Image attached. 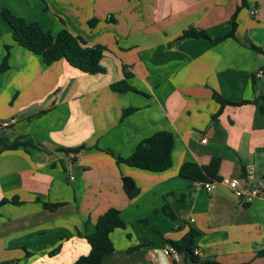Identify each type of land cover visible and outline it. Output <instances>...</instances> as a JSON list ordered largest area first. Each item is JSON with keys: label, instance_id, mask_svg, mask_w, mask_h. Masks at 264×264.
Wrapping results in <instances>:
<instances>
[{"label": "crops", "instance_id": "1", "mask_svg": "<svg viewBox=\"0 0 264 264\" xmlns=\"http://www.w3.org/2000/svg\"><path fill=\"white\" fill-rule=\"evenodd\" d=\"M4 9L105 46L106 72L47 64L14 40ZM190 28L210 38L179 40ZM8 51L0 120L15 119L7 132L32 144L0 153V264H73L110 208L126 226L112 231L102 264H187L164 248L191 228L202 259L264 264V0H0V64ZM125 71L135 91L113 90ZM215 93L250 103L221 107ZM161 130L175 137L169 169L117 162ZM213 160L219 180L251 167L261 195L242 203L221 182L209 192L180 174Z\"/></svg>", "mask_w": 264, "mask_h": 264}, {"label": "trees", "instance_id": "2", "mask_svg": "<svg viewBox=\"0 0 264 264\" xmlns=\"http://www.w3.org/2000/svg\"><path fill=\"white\" fill-rule=\"evenodd\" d=\"M3 18L9 23L13 31L14 40L28 50L40 54L47 64L55 61L66 60L72 66L89 74L105 73L106 67L103 64L106 47L103 45L89 46L85 40L74 35L67 27H63L57 34L45 31L38 22H27L24 18L13 14L10 10L1 11ZM231 35L236 29V18L232 19ZM190 38H210L204 30L190 28L185 30L179 40ZM9 50V47H7ZM9 51L3 62L0 64V72L8 67ZM133 76L132 72L125 71L124 78L112 84V88L118 92L134 90L128 79ZM216 100L221 107L227 104L243 105L250 101L233 102L225 99L222 95L215 93ZM259 110L264 114V97L258 105ZM134 108L124 111V115L130 113ZM175 143L174 134L170 131L161 130L151 136L141 140L128 157L117 156L118 163H125L139 169L161 172L169 169L173 165V147ZM32 142L23 138H12L7 130H0V153L7 149H15L19 146L28 147ZM81 147L65 148L67 152L78 151ZM219 162L213 160L208 165H199L195 162H185L180 168V174L190 179L211 182L219 180ZM136 187L128 190V194L133 197L136 194ZM7 200H3L5 202ZM17 199L11 202H17ZM55 207L57 204H45ZM126 223L121 216L120 210L110 208L99 216L96 229L85 234L91 245V250L87 255L80 256L73 264H102L106 255L115 250L111 239V233L116 228L125 227ZM199 232L191 228L180 240L172 241L171 244L182 254L187 264H221L214 260L202 259L195 254L196 238ZM259 256H264V249L258 251Z\"/></svg>", "mask_w": 264, "mask_h": 264}, {"label": "built area", "instance_id": "3", "mask_svg": "<svg viewBox=\"0 0 264 264\" xmlns=\"http://www.w3.org/2000/svg\"><path fill=\"white\" fill-rule=\"evenodd\" d=\"M252 15L257 14V9L251 10ZM15 123V119L11 120H0V130H11L13 124ZM203 141H206L204 139ZM73 179L74 176H71ZM254 172L251 167L247 168L246 173L243 176H224L220 180H214L211 182H202L204 188L212 192L216 186L217 182H221L229 187H231L237 197V199L242 203L252 202L254 199L261 195V188L258 184L255 183ZM165 255L179 261L181 260L182 254L177 250L175 246L172 244L167 245L164 248ZM200 252L198 249H195V254L198 255ZM10 264H16L12 262Z\"/></svg>", "mask_w": 264, "mask_h": 264}, {"label": "water", "instance_id": "4", "mask_svg": "<svg viewBox=\"0 0 264 264\" xmlns=\"http://www.w3.org/2000/svg\"><path fill=\"white\" fill-rule=\"evenodd\" d=\"M123 183L127 190H131L134 187L132 181L127 177H123Z\"/></svg>", "mask_w": 264, "mask_h": 264}]
</instances>
